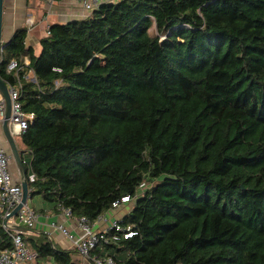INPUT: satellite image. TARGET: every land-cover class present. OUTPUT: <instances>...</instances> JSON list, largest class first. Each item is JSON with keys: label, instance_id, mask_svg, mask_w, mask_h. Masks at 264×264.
<instances>
[{"label": "trees", "instance_id": "trees-1", "mask_svg": "<svg viewBox=\"0 0 264 264\" xmlns=\"http://www.w3.org/2000/svg\"><path fill=\"white\" fill-rule=\"evenodd\" d=\"M27 32L3 48L0 77L34 114L20 135L31 197L89 223L132 197L118 222L136 234L92 256L264 264V0L104 3L53 23L39 54ZM26 236L39 259L78 264Z\"/></svg>", "mask_w": 264, "mask_h": 264}, {"label": "built area", "instance_id": "built-area-1", "mask_svg": "<svg viewBox=\"0 0 264 264\" xmlns=\"http://www.w3.org/2000/svg\"><path fill=\"white\" fill-rule=\"evenodd\" d=\"M53 1V0H50ZM84 7L89 16L104 3L116 2L118 0H76ZM33 20L29 19V27H32ZM50 28V27H49ZM49 28L47 34L49 33ZM28 65V59H25ZM18 67V62L12 60L7 69L12 71ZM28 80H34L28 79ZM8 85V92L11 98V116L9 127L13 136L21 135L28 125L34 121V114L26 113L22 109L19 100L20 91L16 85ZM6 113L5 100H0V123L3 122ZM13 155L10 151L0 146V264H35L38 259V252L32 250L24 239L26 235L38 234L36 231L40 214L30 204V198L23 202L22 181L13 180L10 171V162ZM133 202L130 196H124L120 201L113 203V208H117L125 203ZM21 207L16 211V208ZM66 218L76 220L81 234L73 235L63 224L54 222L52 226L62 232L75 245L76 251L83 259L91 261L93 264H123L112 255L92 256L91 252L102 241L105 243L117 241L120 237L131 238L136 234L131 227H123L117 220L104 230H94V223H89L84 217L76 218L69 208L57 207ZM101 215L97 220H102ZM24 227L27 230L20 229Z\"/></svg>", "mask_w": 264, "mask_h": 264}, {"label": "crops", "instance_id": "crops-1", "mask_svg": "<svg viewBox=\"0 0 264 264\" xmlns=\"http://www.w3.org/2000/svg\"><path fill=\"white\" fill-rule=\"evenodd\" d=\"M89 16L84 7L76 0H4L3 31L4 43L8 42L14 33L22 28H28L25 39L26 47H32L36 54L41 51L40 41L46 36L48 28L53 23H65L75 20L86 19ZM29 19L33 20L29 27ZM8 67V66H7ZM27 79L34 78L32 72L26 76ZM4 99L0 93V100ZM0 146L10 151L5 137L3 136L2 123H0ZM14 168L11 170L14 181L21 180V172L13 158ZM11 161V162H12ZM31 199V198H30ZM30 204L38 210L40 217L36 227L38 233H43L57 247L72 251V260L78 264H93L83 259L75 249L74 243L62 232L55 229L52 223L63 224L73 235L79 236L81 230L76 220L66 218L56 208L54 203L45 201L41 196L32 198ZM131 205V206H128ZM133 207V202L125 203L117 208H112L103 214L102 220L94 222V230H104L114 221L120 220L127 215ZM35 235V234H34ZM35 264H54L53 260L38 259Z\"/></svg>", "mask_w": 264, "mask_h": 264}, {"label": "water", "instance_id": "water-1", "mask_svg": "<svg viewBox=\"0 0 264 264\" xmlns=\"http://www.w3.org/2000/svg\"><path fill=\"white\" fill-rule=\"evenodd\" d=\"M3 14H4V0H0V60L2 56V50L6 46L7 42L4 43L2 31H3ZM0 93L3 95L5 103H6V113L4 120L2 122V129L4 133V137L6 139L8 148L13 155L14 160L16 161L20 172H21V181L24 191L23 202H26L30 196L28 182H27V171L25 165L23 163V159L21 157L20 149L18 148L14 136L11 133L9 127V118L11 116V98L8 92L7 83L0 77ZM21 205H19L14 212H16ZM20 229L27 230L24 227H19Z\"/></svg>", "mask_w": 264, "mask_h": 264}, {"label": "rangeland", "instance_id": "rangeland-1", "mask_svg": "<svg viewBox=\"0 0 264 264\" xmlns=\"http://www.w3.org/2000/svg\"><path fill=\"white\" fill-rule=\"evenodd\" d=\"M3 136H4V133H3ZM14 139H15V142H16L18 148L21 149V148H22V145H21V142H20V136H19V135H15V136H14ZM30 158H31L30 153H29L28 151H25V152H24V158H23V161H24L27 165L29 164V160H30ZM13 165H14L13 161L10 162V167H9V168H10V171L13 170V169H12V168H14ZM11 173H12V172H11ZM29 173H30V172H29ZM144 189H145V187H143V188L140 190V192H142ZM32 198H35V196H34V197H31L30 202H32ZM128 206H131V205H128ZM24 239L27 241V243H29V240H28L27 236H24Z\"/></svg>", "mask_w": 264, "mask_h": 264}]
</instances>
